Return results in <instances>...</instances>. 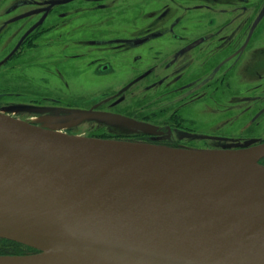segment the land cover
Here are the masks:
<instances>
[{
    "label": "flooded vegetation",
    "instance_id": "af4514ba",
    "mask_svg": "<svg viewBox=\"0 0 264 264\" xmlns=\"http://www.w3.org/2000/svg\"><path fill=\"white\" fill-rule=\"evenodd\" d=\"M128 23L137 26L128 32ZM4 55V94L52 117L57 132L170 148H209L194 137L227 149L264 144L247 138L264 129V0H0ZM200 105L216 121L190 114ZM76 111L123 116L151 133Z\"/></svg>",
    "mask_w": 264,
    "mask_h": 264
},
{
    "label": "water",
    "instance_id": "95a60500",
    "mask_svg": "<svg viewBox=\"0 0 264 264\" xmlns=\"http://www.w3.org/2000/svg\"><path fill=\"white\" fill-rule=\"evenodd\" d=\"M137 133L150 127L87 111ZM264 144L170 148L0 111V264H264Z\"/></svg>",
    "mask_w": 264,
    "mask_h": 264
},
{
    "label": "rangeland",
    "instance_id": "374dc122",
    "mask_svg": "<svg viewBox=\"0 0 264 264\" xmlns=\"http://www.w3.org/2000/svg\"><path fill=\"white\" fill-rule=\"evenodd\" d=\"M148 9H150V8L145 9V12H147ZM148 12L146 15L149 16ZM146 15H144V16H146ZM122 26L123 25H121V27ZM131 26L134 27L137 25H135L133 23L124 24V29H127V31L130 32V31H132L130 29ZM134 28H136V27H134ZM4 58H5V55L0 57V77L4 71V68H3ZM263 61H264V57H263ZM262 64H264V63L262 62ZM251 74L253 75V73H251ZM11 87L13 89L14 87H17V85L12 84ZM120 87H121V85L118 86V88H116L115 90H117V92H118L121 89ZM66 88H67V90H65L64 93L69 94V96H71L72 94H76V93H74L73 90H76V91L78 90L77 88H73V89L71 87H66ZM102 90L104 91V89H102ZM100 91H101L100 89H97L94 92L92 91V93H90V94L91 95H98V94H100ZM79 93L83 94L81 91H79ZM124 101L125 102L123 103L122 108H124L128 104L127 100H124ZM208 108L210 109V106H208ZM209 109H207L206 105H200L194 109H191L190 114L193 116H196V118H201V120L204 122L209 121V119H214L216 121V117H215L214 113L211 112ZM0 111L4 114L17 117V118L25 120L27 122H29L31 118L39 117L38 115H42V114H39V111L37 110L36 106L26 105V103H23L22 101L18 100V98H16V97L11 99L8 96H6L4 94V88L3 87H0ZM224 114L227 115L226 112ZM40 118H42V117H40ZM218 118H219V122H221L222 116L218 115ZM44 119H45L44 120L45 122H40V123H38V125L45 126V127H46V125L57 127L56 126L57 122H54V119L52 117H50V119H51L50 121H48V119H46V118H44ZM30 123H33V122H30ZM33 124L37 125V123H33ZM100 128L106 129L105 127H102V126ZM260 129L261 128H258V130H257L255 128L254 130H256V133L248 136L247 138H251V137L256 136V137H260V139H264V132H262V131H264V129L263 130H260ZM85 130H87V128ZM194 138L196 140L192 141L193 145L195 144V145H199V146L209 147V148H194V149H227L225 147H229V146H227L228 145L227 142H225V143L211 142L214 139L211 137H207V138L206 137H197V138L194 137ZM236 138H238V137H236ZM186 139H188V136L186 137ZM207 140H208V142H207ZM236 142H238V140H236ZM189 143H191V141ZM233 146H236V145H233ZM259 162L262 163L261 161H259ZM263 163H264V160H263ZM7 241L8 240L0 239V251H3V252L6 251L7 252L6 255H15V254L16 255H22V252L24 251L23 247H25V246L22 247V245H20V244H16L13 242H7ZM3 246H4V248H3ZM3 252L1 254H3Z\"/></svg>",
    "mask_w": 264,
    "mask_h": 264
},
{
    "label": "bare ground",
    "instance_id": "6f19581e",
    "mask_svg": "<svg viewBox=\"0 0 264 264\" xmlns=\"http://www.w3.org/2000/svg\"><path fill=\"white\" fill-rule=\"evenodd\" d=\"M47 118V117H46ZM44 120L45 119H43V118H40V117H35V118H31L30 119V121L29 122H33V123H40V122H44ZM68 126L69 127H71L72 126V124H68ZM66 127V126H65ZM45 128H47V129H52V130H55V131H63L64 132V130H60V128H62V127H55V126H47L46 125V127ZM58 129V130H57Z\"/></svg>",
    "mask_w": 264,
    "mask_h": 264
},
{
    "label": "trees",
    "instance_id": "16d2710c",
    "mask_svg": "<svg viewBox=\"0 0 264 264\" xmlns=\"http://www.w3.org/2000/svg\"><path fill=\"white\" fill-rule=\"evenodd\" d=\"M14 243V242H13ZM17 244V243H16Z\"/></svg>",
    "mask_w": 264,
    "mask_h": 264
}]
</instances>
